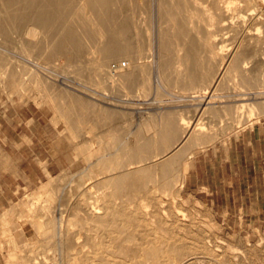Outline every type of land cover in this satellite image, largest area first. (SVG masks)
<instances>
[{
	"label": "bare ground",
	"instance_id": "bare-ground-1",
	"mask_svg": "<svg viewBox=\"0 0 264 264\" xmlns=\"http://www.w3.org/2000/svg\"><path fill=\"white\" fill-rule=\"evenodd\" d=\"M130 1L0 0V39L4 41L0 53L17 39L23 54L35 50V45L38 48L42 45L40 55L45 49L49 62L79 67L74 74L84 79L72 82L50 70L41 73L60 85L91 94L93 101L80 97H70L68 101L63 94H49L58 117L65 120L73 137L77 136V128L89 123L98 130L105 126L110 132H117L129 117L136 118L122 139H111L114 141H110V147L89 149L84 168L68 175L70 183L66 188H60L61 179L43 187L46 195L43 192L39 196V203L46 198V222H38L37 217L31 219L39 232L46 226L44 238L52 254L46 262L211 264L208 259L216 257V263L244 264L238 254L232 261L221 257V247L215 246L207 238L206 230L198 227V214L201 216L202 212H192L191 204L179 193L196 151L209 149L221 135L206 129L200 121H188L179 105L174 104L184 102V95L189 96L192 91L195 96L196 91L212 87V94L219 93L231 77L239 79L237 84L246 91L264 87V74L246 68L249 48L260 40L252 37L251 27L244 23L246 26L237 30L240 35L235 48L225 54L218 38L201 35L204 29L199 25L204 17L195 21L194 13L198 10L191 5L207 1L212 9H217L216 13L221 9L222 13L229 12V5L219 8L223 6L221 0H150L161 25L156 35H143L133 17L135 5ZM256 2L264 4V0ZM260 15L264 16V9L257 16ZM258 17L254 20L260 21ZM210 18L211 25L204 21L209 27L214 21L213 16ZM261 21L264 25V17ZM224 30L231 31H218ZM3 58L0 55V82L14 92L25 89L29 77L24 79L25 73L21 72L24 64L11 60L4 64ZM123 58L129 60L125 62L126 68L120 62ZM39 75L31 77V81L40 84L43 79ZM85 81L117 93L115 97L97 93L80 83ZM118 92H122V98L116 97ZM251 96L257 100L260 95ZM213 97L204 101L212 102ZM142 105H147L150 111H145ZM259 105L247 106L251 112L255 109L264 112V104ZM242 108L243 105L229 109L236 117ZM199 110L217 116L216 108L199 107ZM146 113L148 120L144 121ZM90 141L92 147L94 143ZM204 226L209 228L208 224Z\"/></svg>",
	"mask_w": 264,
	"mask_h": 264
},
{
	"label": "rangeland",
	"instance_id": "rangeland-1",
	"mask_svg": "<svg viewBox=\"0 0 264 264\" xmlns=\"http://www.w3.org/2000/svg\"><path fill=\"white\" fill-rule=\"evenodd\" d=\"M143 1L144 0L130 1L131 5H135L132 6V8L134 7L133 11L136 12L133 14V17L135 22L137 23L138 31H140V33H142L143 35H156L158 33L157 30L161 24L158 21L159 19L156 15V10L153 9V6L151 8L150 2H152L153 0H145V2ZM221 2H223V4H221ZM219 3L220 6L223 5L219 8H223L224 4L225 6L229 5V12L222 13L223 10L221 9V11L218 10L219 12L217 11L218 13H216L215 11L217 9H212L211 4L207 3V1H202V4L200 2V5L196 4L197 6L191 5L195 8L196 11H199H197L198 13H194V17L196 15V17L194 18L195 21L204 17V21L206 23H209L211 19L210 17H214L213 26H206V23L204 21L200 22L202 23L200 25L199 23L197 24L199 25V27L201 26V28L204 29V32L201 35L206 37L215 36L216 38H218L217 42L220 43L219 47H224V50H226L224 51L225 54H229L228 52L232 51L235 48L237 43L236 39L240 35L239 31H237L239 30L238 28H243L246 25L251 27V33L253 35L252 37L256 40H260V42L252 46V48H249V65L246 68L247 71H252V69L255 68V70H257L256 72H258L259 74H264V25L261 21L264 16H257L260 14L261 10L264 9V4H259L258 2H256V0H221ZM251 17L253 18V20L251 19L252 22H250ZM257 17L258 19H260V21L254 20V18ZM208 23L207 25H211V22L209 24ZM244 23L247 24L243 25ZM164 27H166V25H164ZM223 29H230L231 31L228 32L227 30H224V32H219ZM233 40L235 42H233ZM14 41L15 43L10 45L9 47L6 46L7 50L1 51L0 55H3V59L6 60L4 64H6L7 62L10 63L11 61L15 63L18 61V63L20 62L19 64H24L22 68L25 66V71L23 70L21 72L22 74L25 73L23 75L25 77L24 79H26L27 77H29L30 79L27 78L28 81L26 85L28 86L19 92L10 90L9 86L3 85V83L0 82V149L2 148L3 144H7L8 142L11 143L13 141L21 142L24 144H32L31 141L32 138H34L32 134L37 135L35 137L34 147L36 148V158L39 165H41V167L43 168L44 176L42 174H39L38 169V182L34 189H31L30 191L27 186L22 185L19 198L16 199L13 204L11 203V206L18 208L20 211V215L18 217V220L16 221L19 223L20 227V232L18 234L19 250L17 253L18 255H15L13 257L11 256L9 262L6 264H47L46 261L50 256H52V254L49 253L51 251H49V245L44 238L46 226L44 225L42 227V231L39 232L37 228L32 224L33 219H31L37 217L38 222H43L44 224L46 222V210L44 208V200L46 198L43 197V199H41L39 203V196L43 195V192L46 195L43 187L53 182V180L58 181V179H61L62 182L60 185H62V187L60 188H66L70 183V179L68 180V175L75 174L82 168H84L85 157L88 153V150L92 149L93 147L97 149L100 147V145L103 148L110 147L108 144L111 142L113 143L114 141H111V139L113 137H115L116 140L122 139L123 135L128 129V125L131 123H135L136 118L133 116H131L132 118L129 117L127 119V122L123 124L121 129L117 132H110V129H107V127L105 126H101L102 128L100 127V129L98 130L95 129L91 123H89L86 127L80 126L79 128H77V136L73 137L72 132L67 130L65 120L58 117L56 107L54 106L55 104L52 102L49 94H51V96H56L59 93L63 94L68 101L69 99H72L70 97H80L92 100L90 98L91 94L86 91H82L77 87V90L80 91L73 89L75 88L73 86V88H69L68 86L60 85L57 82H53L52 79L42 75L41 73L48 72V70H50L54 75L62 74L63 76L67 77L68 81L72 82V80L77 81V78L84 79L83 77L79 75L76 76L74 74L79 67L67 66L65 62H49L46 59L48 54L45 49H43L44 52L41 53L42 56L40 55L39 48L42 45L39 48L37 47V45H35V50L29 52L31 54H23L21 53L18 43H16L18 42L17 39H14ZM1 42L4 43L3 39H0V45H3ZM28 55H30V57ZM120 62L129 63V60L123 58L120 60ZM112 63L115 62L113 61ZM7 68L8 66L6 67V69ZM10 68L12 67H9V69ZM18 69L22 70L21 68ZM34 75H39L41 78L40 80L43 79L40 84H35L31 81V77H34ZM233 79L234 77H231L229 78V80L227 79L228 81L226 80V83L223 82L224 88L219 93H215L216 95L211 93L212 87H210L208 88V90L205 89V92L200 90L201 93H198L200 91H196L195 96H193L194 93L192 91L193 94L190 93L189 96L184 95V102L174 104L175 106L179 105V110L183 111V114H185L184 116L188 121H200L198 123H203L204 125H206V129L217 131L218 134L221 135V137H219L220 140H218V143H225L229 137L237 134L238 132L247 128H251L258 123L264 122V112L262 110L260 111L258 109H255V111L257 110V113L255 111L251 112V108L247 106L249 104H260L259 106H262V104H264V87L255 86V89L253 88L250 91H246V89H242L240 84H237V82L240 83L239 79ZM80 83H84V86L86 88L97 91V93H104L114 97L115 93H117L113 92L112 89L110 90V88L106 87L100 89L94 86L95 84L92 81H85ZM235 84H237V89L235 87ZM78 86L81 87L80 85ZM233 87L236 90H234ZM16 93L18 94L16 95ZM118 94L119 95H117L116 97L122 98L120 96L122 92H118ZM254 94L260 95L258 96L257 100H254L253 96H251ZM211 95L214 96L212 102L204 101ZM191 96L194 98H192ZM245 96L247 98L243 101V97ZM192 100H196L197 102L201 100L202 101L200 103H196ZM188 101H191L190 104ZM242 105L244 108L240 109L235 117V114H232L233 111L230 109L234 108V106L240 107ZM199 107L216 108L218 117L212 112L203 113L199 110ZM141 108H143L145 111H150L147 110V105H142ZM124 110L127 111L126 107ZM196 110H198L199 113H197ZM147 116V113L143 116L144 121L148 120ZM78 120L80 121L81 119L78 118ZM89 121H91V119ZM239 121L241 122V125ZM210 127L213 129H211ZM45 133H48L50 135L45 136ZM44 140H47V151L43 150L45 147L42 146V141ZM90 140L94 144H92ZM39 141L41 144L39 143ZM89 141L93 145L92 147H90L91 145L89 144ZM205 151L197 150L194 157L190 161V166L194 158L198 155L203 154ZM21 155L27 158L31 155V153L28 151V149H26L21 152ZM39 158L42 159L40 160ZM49 163H52L53 165L51 168L46 166ZM62 174L63 176H65L63 177V179ZM186 177L187 174L185 175V179ZM179 193L185 200H187L186 202H189V204H191L189 206L191 207L190 209H193L192 212L195 213V211L199 210L202 212L200 213L202 217L198 214V227L203 228L204 232L206 230L207 233L205 232V234L207 238L210 239L215 246L221 247V254L223 253L221 257L223 258L224 256V260L232 261L233 257L238 254L240 257H242L244 264H264V215L225 216L211 214L214 211L213 209H211V207H208V203H210L211 199H208L204 193H191L189 192L188 188L184 187L180 190ZM5 205L9 206L7 204V201L0 196V207H3ZM216 210L223 211L226 209L221 208ZM207 217H209L210 219H207ZM200 218L202 221L200 220ZM207 224L209 228L212 227L210 230L207 226H204ZM4 228H6V226H1V236L8 235L3 231ZM211 258L208 259V261L211 260L209 261L211 264H220L216 263V257L212 258L214 261Z\"/></svg>",
	"mask_w": 264,
	"mask_h": 264
},
{
	"label": "crops",
	"instance_id": "crops-1",
	"mask_svg": "<svg viewBox=\"0 0 264 264\" xmlns=\"http://www.w3.org/2000/svg\"><path fill=\"white\" fill-rule=\"evenodd\" d=\"M47 135L50 134L45 133ZM32 136V144L13 141L3 144L0 149V196L9 205L0 207V229L6 226L3 231L8 234L0 235L1 264L8 263L19 250L20 227L16 221L20 211L11 203L19 198L22 185L31 191L38 182V175L44 176L34 147L37 135ZM217 143L194 158L184 188L191 193H204L211 199L208 203L214 210L211 214L264 215V122L238 132L225 143ZM46 145L47 140L42 141L44 151L48 150ZM26 149L31 153L27 158L21 155ZM46 166L51 168L53 165ZM221 208L226 210H216Z\"/></svg>",
	"mask_w": 264,
	"mask_h": 264
},
{
	"label": "built area",
	"instance_id": "built-area-1",
	"mask_svg": "<svg viewBox=\"0 0 264 264\" xmlns=\"http://www.w3.org/2000/svg\"><path fill=\"white\" fill-rule=\"evenodd\" d=\"M122 66H123L124 68H126V67H127V64H126V63H123Z\"/></svg>",
	"mask_w": 264,
	"mask_h": 264
}]
</instances>
